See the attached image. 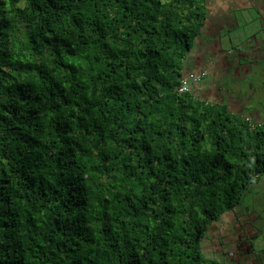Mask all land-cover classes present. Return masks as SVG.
Wrapping results in <instances>:
<instances>
[{"label": "trees", "instance_id": "16d2710c", "mask_svg": "<svg viewBox=\"0 0 264 264\" xmlns=\"http://www.w3.org/2000/svg\"><path fill=\"white\" fill-rule=\"evenodd\" d=\"M206 19L205 0H0V264H226L203 241L264 215V122L179 92Z\"/></svg>", "mask_w": 264, "mask_h": 264}, {"label": "rangeland", "instance_id": "374dc122", "mask_svg": "<svg viewBox=\"0 0 264 264\" xmlns=\"http://www.w3.org/2000/svg\"><path fill=\"white\" fill-rule=\"evenodd\" d=\"M246 13H250V25L240 23L232 32L220 27L223 24L220 16H210V34H201L195 40L193 49L197 57L191 58L193 62L189 61L196 74H205L193 90L210 102L227 103L232 112L264 122V78L261 77L264 63L255 62L247 67L246 59L241 58L239 63L234 60L239 57L240 48L246 42L250 44V52L258 48L264 50V31L253 34L263 25L259 11L251 8ZM214 27V32L221 30V46H215L214 43L219 42L209 36L214 34ZM255 38H262L261 46L252 43ZM257 190H260V186L254 188L253 192ZM236 213L239 215L238 221L236 214L229 213L210 229L203 241V251L208 257L227 260V264H245L250 255L255 257L254 260L260 259L259 253L264 248V234L261 231L262 228L264 232V215L257 212L250 227V216L239 211Z\"/></svg>", "mask_w": 264, "mask_h": 264}, {"label": "crops", "instance_id": "0c3cea01", "mask_svg": "<svg viewBox=\"0 0 264 264\" xmlns=\"http://www.w3.org/2000/svg\"><path fill=\"white\" fill-rule=\"evenodd\" d=\"M205 4L207 10V19L202 29V35L207 33L210 34V16H220L223 20V24L220 27L223 26V29H227L229 32L236 30L240 23L244 22L245 25H250V13L247 14L246 12H250L251 8L258 9L263 24L258 28L257 32L253 34L264 31V0H205ZM214 31H216L215 27L213 32ZM220 32L221 30L219 29L218 33L214 32V34L209 35L219 42L217 44L214 43L215 46H221V40L223 36ZM261 39L255 38L254 42L252 43H256L255 46H261L263 43V40ZM194 56L197 57L195 49H193L186 58L187 62L185 61V74L195 72L191 67L192 63H189V61L193 62L194 59L191 58ZM238 56L239 57L237 59L234 58L235 62L239 63L241 58H244L247 61V67H249L251 62L264 60V50H260V48H258L250 52V44L249 42H246L240 48ZM247 73H249V69H247Z\"/></svg>", "mask_w": 264, "mask_h": 264}, {"label": "built area", "instance_id": "2783aa9c", "mask_svg": "<svg viewBox=\"0 0 264 264\" xmlns=\"http://www.w3.org/2000/svg\"><path fill=\"white\" fill-rule=\"evenodd\" d=\"M205 74H194L189 73L182 79V86L179 89V92H186L192 88V86L198 84L202 81Z\"/></svg>", "mask_w": 264, "mask_h": 264}, {"label": "flooded vegetation", "instance_id": "af4514ba", "mask_svg": "<svg viewBox=\"0 0 264 264\" xmlns=\"http://www.w3.org/2000/svg\"><path fill=\"white\" fill-rule=\"evenodd\" d=\"M256 63H264V60H262V61H255ZM255 62H251L250 64H253V63H255ZM261 77L262 78H264V64H263V72H262V75H261ZM196 87V85H194V88ZM251 115V114H250ZM252 117V116H251ZM253 118V117H252ZM261 189L263 190V193H264V183H263V185H262V187H261ZM263 209H264V203H263ZM252 210L253 209H250V212H252ZM256 214L255 213H252V214H250V227H252V220L254 219V218H256ZM237 219V218H236ZM237 221H238V219H237ZM251 248H252V246H250ZM246 249H244L243 251H245ZM251 254V253H250ZM254 258L255 257H253V256H251L250 255V257H248V258H246V262H245V264L247 263V264H260V262H258L257 260H254ZM227 264V263H226Z\"/></svg>", "mask_w": 264, "mask_h": 264}, {"label": "clouds", "instance_id": "9594fccd", "mask_svg": "<svg viewBox=\"0 0 264 264\" xmlns=\"http://www.w3.org/2000/svg\"><path fill=\"white\" fill-rule=\"evenodd\" d=\"M196 85H197V84H196ZM193 87H194V86H192V88H193ZM192 88H191V89H192Z\"/></svg>", "mask_w": 264, "mask_h": 264}]
</instances>
